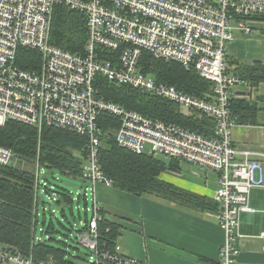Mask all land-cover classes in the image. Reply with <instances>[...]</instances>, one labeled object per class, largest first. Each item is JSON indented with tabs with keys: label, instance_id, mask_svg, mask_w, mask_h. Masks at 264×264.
I'll use <instances>...</instances> for the list:
<instances>
[{
	"label": "built area",
	"instance_id": "2783aa9c",
	"mask_svg": "<svg viewBox=\"0 0 264 264\" xmlns=\"http://www.w3.org/2000/svg\"><path fill=\"white\" fill-rule=\"evenodd\" d=\"M59 5L85 17L82 54L49 44L51 17ZM261 20L264 0H0V126L14 122L38 131L51 127L85 138L82 168L90 187L92 215L80 243L92 251L89 264H145L122 256L117 245L113 253L98 247L97 223L103 216L93 189L100 183L111 186L98 165L102 141L98 118L102 113L119 121L114 133L117 146L137 155L148 146L152 158L216 173V219L224 234L219 264L235 263L239 251L234 242L241 237L239 215L250 211V191L263 187L264 180L263 165L233 147L230 102L244 81L228 73L226 50L235 33L249 35ZM20 49L38 53L37 69L19 68ZM142 52L195 70L210 83L211 93L202 98L156 82L138 67ZM98 77L164 99L185 113L209 117L215 122L214 137H203L104 100L95 88ZM243 155L245 159L239 160ZM18 161L11 149L0 146V167H14ZM41 169L35 165V202L46 185L40 180ZM87 197L84 193L85 201ZM34 241L43 242L35 237ZM0 263L55 261L50 257L34 261L0 243Z\"/></svg>",
	"mask_w": 264,
	"mask_h": 264
},
{
	"label": "trees",
	"instance_id": "16d2710c",
	"mask_svg": "<svg viewBox=\"0 0 264 264\" xmlns=\"http://www.w3.org/2000/svg\"><path fill=\"white\" fill-rule=\"evenodd\" d=\"M86 43V21L83 14L66 6H56L50 24L49 44L72 54H82ZM40 58L37 52L20 49L17 63L23 70L37 69ZM138 67L141 72L154 77L156 82L171 85L190 95L203 97L210 93L211 85L198 76L195 70H185L172 61L154 59L142 52ZM241 79L257 85L264 82V66L237 67ZM100 97L118 104L124 109L167 124H174L206 138L214 137L215 122L198 113H182L178 106L164 99L108 82L105 78L95 80ZM251 106L244 102H231L232 114L246 116ZM241 112V113H240ZM189 114V115H188ZM119 121L108 114H100L98 126L102 141L98 151V165L103 176L115 189L135 196L158 195L174 197L183 204L209 205L202 198L179 191L163 183L159 176L171 167L168 162L146 155H137L117 146L114 133ZM0 146L11 149L19 161L13 167H0V243L34 261L52 258L55 264H76L68 259L62 248L47 241L35 242L33 229L38 223L37 202L34 201V168L57 171L61 175L83 179L82 163L85 156V138L73 133L44 127L40 131L22 124L8 122L0 126ZM61 200L72 202L71 194L62 189ZM84 202H86L84 200ZM101 215L103 212L99 210ZM43 218L42 224H44ZM90 219L85 214L84 229ZM52 224L43 233L52 230ZM118 228L103 217L97 223L98 247L115 251ZM1 264V263H0Z\"/></svg>",
	"mask_w": 264,
	"mask_h": 264
},
{
	"label": "crops",
	"instance_id": "0c3cea01",
	"mask_svg": "<svg viewBox=\"0 0 264 264\" xmlns=\"http://www.w3.org/2000/svg\"><path fill=\"white\" fill-rule=\"evenodd\" d=\"M262 31L255 28L249 35L234 34L226 50L229 74L241 79L235 71L237 67L264 66L263 53L258 50L243 53L242 45L238 44L245 42L255 47L254 43H264ZM230 55L234 58L230 59ZM241 80L244 85L234 90L231 102L242 101L251 109L242 118L230 110L234 121L233 147L248 153V160L263 165L264 180V82L253 85ZM170 164L177 167L176 173L164 172L165 176L161 174L159 179L172 188L202 198L209 205L183 204L174 197L158 195L135 196L97 184L93 189L97 206L102 216L118 228L115 246L122 256L145 264H219L224 234L216 219L217 175L199 166ZM248 205L250 211L239 215L241 237L234 242L239 251L234 264H264V186L250 191Z\"/></svg>",
	"mask_w": 264,
	"mask_h": 264
},
{
	"label": "rangeland",
	"instance_id": "374dc122",
	"mask_svg": "<svg viewBox=\"0 0 264 264\" xmlns=\"http://www.w3.org/2000/svg\"><path fill=\"white\" fill-rule=\"evenodd\" d=\"M255 27L264 30V20L259 21ZM254 31L255 30H253L252 33ZM262 32L264 33V31ZM238 44L242 45L240 49L243 53L249 52L253 54L254 51L258 50L264 54V43L258 45L254 43L255 47L245 42ZM229 58L232 59L234 57L230 55ZM149 152L150 148L146 146L143 150V154L148 156ZM168 168L165 169L164 172L176 173L177 167L175 165L172 164V166ZM164 172L162 174H164ZM40 175V180L45 181L46 185L44 191H38L37 195L36 208L38 211V223L35 227L34 237L42 239V241H47L48 238H51L52 241L50 243L56 245L58 248H62L66 252L68 259L76 264H89L92 251L80 243V235L84 227L85 214L89 219L92 215V197L89 184L83 181V179L64 176L57 171L46 168L40 170ZM63 183H68L77 188L81 187V189L74 191L73 188L65 187ZM62 189L71 194L72 202L70 205H66L64 201L61 200L60 194L62 193ZM84 193L88 194L86 202H84L83 199ZM121 195L123 194L121 193ZM43 218H45L44 224H42ZM50 222L53 229L50 230L49 233L42 234L40 230L46 229Z\"/></svg>",
	"mask_w": 264,
	"mask_h": 264
},
{
	"label": "water",
	"instance_id": "95a60500",
	"mask_svg": "<svg viewBox=\"0 0 264 264\" xmlns=\"http://www.w3.org/2000/svg\"><path fill=\"white\" fill-rule=\"evenodd\" d=\"M64 184V186L65 187H70V188H73L74 189V191H77V190H80L81 189V187H73L72 185H70V184H68V183H63ZM52 215V214H51Z\"/></svg>",
	"mask_w": 264,
	"mask_h": 264
}]
</instances>
